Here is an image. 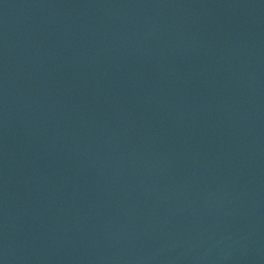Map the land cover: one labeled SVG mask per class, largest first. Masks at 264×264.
I'll return each instance as SVG.
<instances>
[{
  "label": "water",
  "instance_id": "1",
  "mask_svg": "<svg viewBox=\"0 0 264 264\" xmlns=\"http://www.w3.org/2000/svg\"><path fill=\"white\" fill-rule=\"evenodd\" d=\"M0 264H264V0H0Z\"/></svg>",
  "mask_w": 264,
  "mask_h": 264
}]
</instances>
